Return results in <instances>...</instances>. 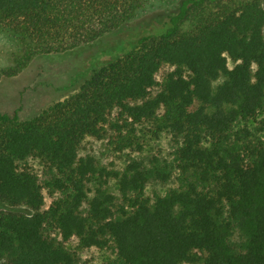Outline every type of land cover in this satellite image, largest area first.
<instances>
[{"label":"trees","instance_id":"obj_1","mask_svg":"<svg viewBox=\"0 0 264 264\" xmlns=\"http://www.w3.org/2000/svg\"><path fill=\"white\" fill-rule=\"evenodd\" d=\"M167 2L159 28L64 99L24 120L0 113V264H76L73 238L113 247L102 264H264V0H0V34L14 43L0 80ZM156 120L171 160L110 170L80 152L92 139L141 153L137 128ZM170 181L146 197L148 183Z\"/></svg>","mask_w":264,"mask_h":264},{"label":"rangeland","instance_id":"obj_2","mask_svg":"<svg viewBox=\"0 0 264 264\" xmlns=\"http://www.w3.org/2000/svg\"><path fill=\"white\" fill-rule=\"evenodd\" d=\"M174 8L175 2L154 3L136 19L104 38L62 54L32 60L16 77L0 80V113L13 115L17 112L19 118L24 120L39 113L48 105L64 99L75 88L71 86V81L75 80L78 86L94 69L123 53L125 48L134 43L136 37L159 28L167 14ZM13 49L14 43L0 34V65L6 67L10 65V54ZM227 64L229 67L233 66L230 61ZM162 73L165 71L162 70ZM157 123L158 120L138 126L137 136L143 144L141 153L130 150L115 152L107 140L92 139L84 142L80 152L91 155L101 166L110 170L122 169L130 159L148 162L156 157L171 160L176 144L167 132L155 134ZM254 126L255 124L251 123V127ZM30 164L41 174V166L37 162ZM176 186L173 181L164 184L151 182L146 185L145 194L153 201L154 197L161 196ZM109 190L118 195L115 181L109 182ZM43 196L45 199L43 209H46L51 199L45 193ZM234 239L239 240L237 234L234 235ZM76 240L73 238L65 243L66 248L75 253L76 264H102L115 258L113 247L83 249Z\"/></svg>","mask_w":264,"mask_h":264},{"label":"clouds","instance_id":"obj_3","mask_svg":"<svg viewBox=\"0 0 264 264\" xmlns=\"http://www.w3.org/2000/svg\"><path fill=\"white\" fill-rule=\"evenodd\" d=\"M0 67H6V65H0Z\"/></svg>","mask_w":264,"mask_h":264}]
</instances>
